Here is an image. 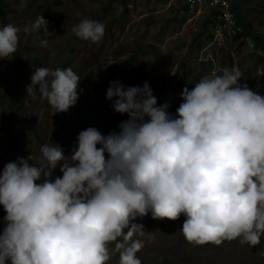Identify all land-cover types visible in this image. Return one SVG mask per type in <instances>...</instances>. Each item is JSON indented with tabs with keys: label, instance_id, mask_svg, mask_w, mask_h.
Returning a JSON list of instances; mask_svg holds the SVG:
<instances>
[{
	"label": "clouds",
	"instance_id": "obj_1",
	"mask_svg": "<svg viewBox=\"0 0 264 264\" xmlns=\"http://www.w3.org/2000/svg\"><path fill=\"white\" fill-rule=\"evenodd\" d=\"M47 25L40 15L24 31L48 32ZM19 31L0 26V60L17 52ZM72 32L98 43L105 25L83 19ZM242 76L233 66L185 86L174 115L148 82L127 89L110 82L106 99L128 117L118 131L89 127L70 155L45 143L39 156L0 170V264H108L112 244L119 264H141L140 238L148 233L134 221L149 214L184 216L180 231L193 245L239 239L257 246L264 235V96L241 85ZM79 83L70 67H38L25 103L39 96L53 115L66 113ZM56 169L62 175L53 179Z\"/></svg>",
	"mask_w": 264,
	"mask_h": 264
},
{
	"label": "rangeland",
	"instance_id": "obj_2",
	"mask_svg": "<svg viewBox=\"0 0 264 264\" xmlns=\"http://www.w3.org/2000/svg\"><path fill=\"white\" fill-rule=\"evenodd\" d=\"M231 3L243 30L235 36L214 21L210 7L183 13L187 0H0V26L11 23L20 30L17 52L0 60V170L31 153L39 156L45 143L59 144L70 155L78 134L89 127L103 135L118 131L128 117L115 113L113 101L106 99L112 81L125 89L148 82L158 105L169 103L173 115L185 86L191 89L203 76L233 66L243 74L241 85L264 96V0ZM40 15L49 33L25 32ZM83 19L105 25L100 42L72 32ZM38 67H70L79 75V99L68 112L53 115L39 96L25 103L26 86ZM61 175L56 169L53 179ZM4 215L0 206V228ZM184 219L159 221L149 214L134 221L148 233L140 238L145 243L137 253L141 264H264V235L255 247L239 239L193 245L180 231ZM109 248L108 264H119L114 244Z\"/></svg>",
	"mask_w": 264,
	"mask_h": 264
},
{
	"label": "built area",
	"instance_id": "obj_3",
	"mask_svg": "<svg viewBox=\"0 0 264 264\" xmlns=\"http://www.w3.org/2000/svg\"><path fill=\"white\" fill-rule=\"evenodd\" d=\"M187 6L188 10H183V13L199 12L205 6L210 7L216 11L214 21L221 25V28L225 29L229 35L235 36L243 32L236 19L231 0H187ZM247 41L251 43L252 39L247 37Z\"/></svg>",
	"mask_w": 264,
	"mask_h": 264
},
{
	"label": "bare ground",
	"instance_id": "obj_4",
	"mask_svg": "<svg viewBox=\"0 0 264 264\" xmlns=\"http://www.w3.org/2000/svg\"><path fill=\"white\" fill-rule=\"evenodd\" d=\"M213 11V10H212Z\"/></svg>",
	"mask_w": 264,
	"mask_h": 264
}]
</instances>
